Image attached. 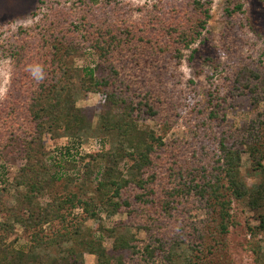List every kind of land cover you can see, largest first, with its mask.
Returning a JSON list of instances; mask_svg holds the SVG:
<instances>
[{"label":"trees","instance_id":"trees-1","mask_svg":"<svg viewBox=\"0 0 264 264\" xmlns=\"http://www.w3.org/2000/svg\"><path fill=\"white\" fill-rule=\"evenodd\" d=\"M63 1L76 9L64 10ZM63 1L38 0L39 7L47 6V11L34 27H19L0 42V55L13 58L24 53L17 70L12 71L9 92L0 102L1 150L20 146L21 170L34 190L44 171L43 136L49 123L62 122L65 132L83 130L88 118L76 106V96L97 94L104 107L121 112L118 121L107 126L104 119L103 123L107 130L116 131L114 151L88 156L91 161L107 157L111 163L102 174L99 189L110 192L111 215L126 213L147 233L146 241L133 236L113 241V251L132 249L135 254L118 264H174L178 250L186 253L184 264H234L226 245L234 225L232 204L245 201L252 211L264 209V73L252 63L238 61L227 65L228 73L221 81H215L214 74L208 76L205 107L193 98L188 102L189 116L184 117V124L201 144L180 158V148H169L163 137L182 117L185 106L175 100L170 88L169 63L180 64L183 50H190V58H194L198 50L192 45L202 43L212 0H152L158 3L141 24L122 20L109 24L105 18L99 19L98 12L104 13L106 8L120 10L119 0ZM242 1L227 0L224 9L226 25L220 43L229 60H233L235 48L230 43L239 38L242 21L249 22ZM81 49L95 56L93 66L83 68L82 74L66 63ZM198 59L217 72L220 61L201 55ZM245 95L251 97L252 106H263L247 127L239 129L227 114L233 100ZM147 119L161 124L162 135L135 125ZM206 138L214 141L212 147ZM243 152L249 154L252 172L260 179L251 187L239 173ZM124 167L126 176L120 173ZM33 194H26L12 212L27 211L26 223L38 226L49 222L53 212L34 206ZM1 197L3 191L0 212H5ZM64 203L72 209L82 208L87 218L98 216V208L88 201L71 196ZM193 208L201 209L204 217L192 220L189 212ZM258 220L257 227H248L249 232L264 235V214ZM91 253L97 264H111L101 244ZM45 260L32 248L8 249L0 241V264H44ZM51 264L81 263L61 258Z\"/></svg>","mask_w":264,"mask_h":264},{"label":"rangeland","instance_id":"rangeland-1","mask_svg":"<svg viewBox=\"0 0 264 264\" xmlns=\"http://www.w3.org/2000/svg\"><path fill=\"white\" fill-rule=\"evenodd\" d=\"M226 1L212 0L211 17L201 36L202 43L197 41L192 45V48L198 50L194 58H190V50H183L180 64H176L175 60L169 63L171 69L169 71L172 72L170 88L175 100L184 102L185 106L181 109L182 117L163 137L169 148L174 146L180 148V158L189 155L187 153H190L192 147L199 148L201 144L184 124V117L189 116L188 102L193 98V102L205 107V92L209 87L208 76L214 74L213 79L221 81L228 73L225 70L227 65H232L233 62L236 64L238 61H243L246 65L252 63L264 73V0L242 1L249 22L242 21L239 38L230 43L235 47L233 60L227 58L220 43L226 25L224 17ZM64 2L61 3L64 10L76 9L71 2ZM119 2L120 10L106 8L104 13L98 12L99 19L105 18L109 24L114 20H122L126 24L137 22L141 24L153 10V4L158 3L152 0ZM161 2L168 3L170 0ZM38 7V0H0V42H5L19 27L32 29L47 11V6ZM23 54L21 52L13 58L0 55V102L9 92L12 71L17 70ZM200 55L220 61L217 72L213 71V67L202 64L198 59ZM66 63L82 74L83 68L93 66L95 56L81 49L70 55ZM262 86L264 87V80ZM250 99L249 95L235 98L233 107L228 111V120L239 129L247 127L257 110L263 106L262 103L258 107L252 106ZM76 106L84 110L88 126L78 132H65L62 122L49 123L50 128L43 136L46 156L42 164L44 171L37 177L35 184L38 186H34V190H31L29 179L21 170L24 160L20 146L4 151L0 145V191H3L2 204L7 209L0 212V241L8 249L32 248L39 256L45 257L44 264H51L53 260L61 258L67 259L70 263L76 259L81 264H97V257L91 253V249L98 244H101L111 257V264H118L120 260L126 263L135 255L134 252L132 249L113 251V241L123 236H133L135 239L146 241L147 233L138 228L137 222L126 213L116 212L114 215L109 213L112 208L108 204L110 192L107 189H99V181L105 168L111 163L107 157H98L94 161L88 157L93 153L110 155L114 151L116 131L107 130L103 123L104 119L107 126L118 121L121 112L116 107H104L99 102V96L93 93L77 94ZM135 125L156 135H162V127L158 121L147 119L135 122ZM207 138V144L212 147L214 141ZM67 149L69 155L66 154ZM125 168L120 172L122 176H126ZM239 173L248 187L258 184L260 180L259 175L252 172L247 152L242 153ZM31 191L34 193L32 202L34 206L41 209L47 207L53 212L49 222L33 226L26 223L27 211L18 212L17 215L12 212ZM71 196L77 201H88L93 207H97L98 216L93 219L87 218L82 208L72 209L70 204L64 203ZM260 214H264V209L252 211L245 201L232 204L234 225L230 227L226 245L234 264H264V235L257 230L250 233L248 228L257 227ZM189 217L198 220L204 217V213L201 209L193 208L189 212ZM177 253L179 255L175 257L174 264H184L186 253L181 250Z\"/></svg>","mask_w":264,"mask_h":264}]
</instances>
